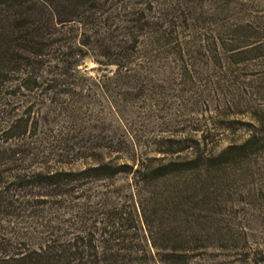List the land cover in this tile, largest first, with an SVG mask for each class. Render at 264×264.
<instances>
[{
	"label": "rangeland",
	"instance_id": "obj_1",
	"mask_svg": "<svg viewBox=\"0 0 264 264\" xmlns=\"http://www.w3.org/2000/svg\"><path fill=\"white\" fill-rule=\"evenodd\" d=\"M91 13L1 82L0 264H264V0Z\"/></svg>",
	"mask_w": 264,
	"mask_h": 264
},
{
	"label": "trees",
	"instance_id": "obj_2",
	"mask_svg": "<svg viewBox=\"0 0 264 264\" xmlns=\"http://www.w3.org/2000/svg\"><path fill=\"white\" fill-rule=\"evenodd\" d=\"M109 2L0 0V85L14 73L22 75L23 82L30 80L34 85L37 80H48L43 75L53 73L46 64L53 37L86 13L104 11Z\"/></svg>",
	"mask_w": 264,
	"mask_h": 264
}]
</instances>
